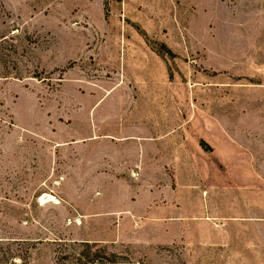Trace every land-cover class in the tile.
Returning a JSON list of instances; mask_svg holds the SVG:
<instances>
[{
    "label": "rangeland",
    "instance_id": "obj_1",
    "mask_svg": "<svg viewBox=\"0 0 264 264\" xmlns=\"http://www.w3.org/2000/svg\"><path fill=\"white\" fill-rule=\"evenodd\" d=\"M91 255L264 264V0H0V264Z\"/></svg>",
    "mask_w": 264,
    "mask_h": 264
},
{
    "label": "trees",
    "instance_id": "obj_2",
    "mask_svg": "<svg viewBox=\"0 0 264 264\" xmlns=\"http://www.w3.org/2000/svg\"><path fill=\"white\" fill-rule=\"evenodd\" d=\"M90 264H102L103 261L101 259H99V257L97 255H91V257L88 259Z\"/></svg>",
    "mask_w": 264,
    "mask_h": 264
},
{
    "label": "bare ground",
    "instance_id": "obj_3",
    "mask_svg": "<svg viewBox=\"0 0 264 264\" xmlns=\"http://www.w3.org/2000/svg\"><path fill=\"white\" fill-rule=\"evenodd\" d=\"M50 201H53L54 202V200H52L51 198H49L46 202H50Z\"/></svg>",
    "mask_w": 264,
    "mask_h": 264
}]
</instances>
